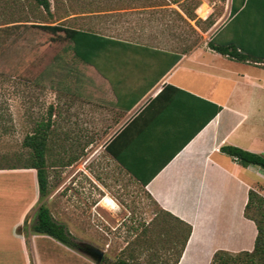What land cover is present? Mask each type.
Wrapping results in <instances>:
<instances>
[{
  "label": "crops",
  "instance_id": "crops-1",
  "mask_svg": "<svg viewBox=\"0 0 264 264\" xmlns=\"http://www.w3.org/2000/svg\"><path fill=\"white\" fill-rule=\"evenodd\" d=\"M231 20L230 16L212 38L217 45L234 39L217 42ZM97 63L99 70L87 65L91 74L70 82L66 95L74 99L80 123L90 115L95 130L113 132L104 150L133 185L171 220L191 227L177 264H212L218 251L252 252L258 228L245 213L250 191L261 194L264 171L242 167L221 148L264 154V76L250 69L264 68L263 64L232 60L208 43L184 55L146 44L115 46ZM36 192L16 227L39 201V189ZM93 198L97 204L92 206L90 226L81 223L72 229L60 223L78 243L105 242L110 248L124 242L115 233L128 219L120 216L124 206L105 198L113 203L105 206L115 220L105 237L99 233L104 227L97 217L104 201L98 193ZM2 232L0 225V264H58L55 255L39 251L35 239L30 251L5 250ZM19 241L27 246L16 233ZM115 257L125 259L119 253Z\"/></svg>",
  "mask_w": 264,
  "mask_h": 264
},
{
  "label": "rangeland",
  "instance_id": "rangeland-1",
  "mask_svg": "<svg viewBox=\"0 0 264 264\" xmlns=\"http://www.w3.org/2000/svg\"><path fill=\"white\" fill-rule=\"evenodd\" d=\"M49 1L52 15L38 7L35 0H0V28L20 25L24 21L62 25L183 52L210 42L230 20L232 3V0H188L189 3H181L184 6L192 4L191 7L200 3L196 10L199 20L196 24L178 6H165L166 0ZM255 9L257 7H252L251 11L244 13L217 42L220 44L229 37L238 39L239 31L243 34L247 22L254 21ZM62 37L63 34L57 38L30 29L23 36L15 31L3 38L7 53L0 63V70L14 75L6 86L13 129L10 135L0 138V167H23L31 155V151L23 146L26 136L32 135L40 124L47 123L52 112L46 156L49 192L17 227L23 212L31 204L32 194L39 189L35 185L37 173L17 169L2 170L4 173L0 174V225H3L5 250L30 251L35 239L39 251L55 255L58 264H96L85 250L71 249L47 235L35 234L32 228L41 204L49 208L57 222H66L72 229H77L76 225L81 223L90 226L94 213L92 206L97 204L93 196L98 193L101 203L105 198H111L127 210H123L120 216L125 215L128 219L115 232L125 241L114 243L110 248L105 242L80 243L81 246L103 251L105 264L118 261L115 253L133 264H175L187 228L165 215L108 157L104 147L113 132L95 130L97 126L90 124V115L88 121H78L75 101L67 97L66 90L76 77L90 75L91 69L82 63H74L73 53L67 52L69 44ZM57 58L62 60L57 61ZM70 66L74 70L67 74ZM244 67L249 69L245 64ZM252 68L250 66L251 71L264 76V68ZM236 71L242 72L241 66H237ZM20 184L25 188H20ZM258 190L263 202L257 212L252 209L251 213L264 227V181ZM105 203L99 206L97 217L104 227V232L99 233L106 237L111 230L109 224L115 220L106 210ZM16 233L24 239L25 248L20 241L16 242ZM232 260L231 264H246L249 258L237 255Z\"/></svg>",
  "mask_w": 264,
  "mask_h": 264
},
{
  "label": "trees",
  "instance_id": "trees-1",
  "mask_svg": "<svg viewBox=\"0 0 264 264\" xmlns=\"http://www.w3.org/2000/svg\"><path fill=\"white\" fill-rule=\"evenodd\" d=\"M151 1V0H145ZM191 1V0H190ZM189 3L188 0H166L165 6L176 5L191 21L199 20L196 17V10L199 8L200 3L197 2L193 7L192 4L184 6L181 3ZM35 4L42 8L48 15L51 13V3L49 0H35ZM183 5V6H182ZM252 7L255 9V18L250 22H247V28L243 30V34H240L239 38H234L227 44L217 45L214 39L208 42L211 49L218 52L221 55L238 62H254L263 64L264 67V0H232L231 3V25L235 24L243 15L248 11H251ZM28 21L20 25H15L6 28H0V63L4 60L7 53V46L5 44L4 36H8L15 31H18L20 36H23L24 32L30 29H37L43 32L52 34L57 38L63 34V39L68 42L67 52L73 53L74 63H82L84 65L94 66L99 70L98 60L106 58L109 50L112 47H123V49L140 45L138 42H131L128 40L115 39L113 37L104 36L91 31L80 30L65 27L62 25H49V24H28ZM214 23L211 24L213 26ZM237 35V34H236ZM190 51L180 52L181 55L187 54ZM181 59V56L175 58L174 64ZM61 61V58H57V61ZM1 66V65H0ZM74 68L70 66L67 69V74H70ZM14 78L12 72H5L0 70V138L6 137L11 134L13 129V117L11 113V106L9 98H7V83ZM52 112L50 111L49 120L47 123H42L34 131L32 135L26 136L23 146L31 151L30 158L25 161L23 167H16L14 165L10 167H0V170H17L28 169L35 170L37 173V182L39 188V203L42 199L47 197L49 182L47 175V152L48 142L52 130ZM221 151L227 154L229 157L234 158L242 167L247 168L249 166H257L264 171V154H256L249 151H245L238 147L224 146ZM5 160L7 158L5 157ZM263 199L260 194L250 191L249 203L246 208V216L254 220L258 228V237L255 243V248L252 252H244L238 254L239 256H245L249 258L246 264H264V227L262 222L251 213L254 209L256 212ZM27 221H25L26 224ZM180 223V222H178ZM181 224V223H180ZM182 225V224H181ZM184 226V225H183ZM187 228V234L182 244L181 251L175 262L177 264L182 255V252L187 244L189 236L191 234V227ZM32 230L35 234L47 235L65 246L74 250H83V247L78 243L73 235L69 232L67 227L57 222L51 214L49 208L41 204L36 214V221ZM232 255L224 251H218L212 260V264H231ZM105 264V259L103 261ZM113 264H133V262L126 259H119Z\"/></svg>",
  "mask_w": 264,
  "mask_h": 264
},
{
  "label": "water",
  "instance_id": "water-1",
  "mask_svg": "<svg viewBox=\"0 0 264 264\" xmlns=\"http://www.w3.org/2000/svg\"><path fill=\"white\" fill-rule=\"evenodd\" d=\"M85 253L90 256L96 264H102L105 258V253L98 248L91 246H82Z\"/></svg>",
  "mask_w": 264,
  "mask_h": 264
},
{
  "label": "bare ground",
  "instance_id": "bare-ground-1",
  "mask_svg": "<svg viewBox=\"0 0 264 264\" xmlns=\"http://www.w3.org/2000/svg\"><path fill=\"white\" fill-rule=\"evenodd\" d=\"M104 201H105V200H104ZM106 201H107L106 203H110V204H111V201H110L109 199H107ZM112 204H113V203H112ZM112 204H111V205H112ZM107 206H108V204H107ZM110 208H111V207H110Z\"/></svg>",
  "mask_w": 264,
  "mask_h": 264
}]
</instances>
